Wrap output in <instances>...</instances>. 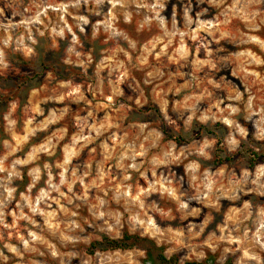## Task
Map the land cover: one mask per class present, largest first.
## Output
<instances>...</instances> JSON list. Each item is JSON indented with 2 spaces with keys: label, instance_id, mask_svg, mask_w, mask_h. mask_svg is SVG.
Listing matches in <instances>:
<instances>
[{
  "label": "clouds",
  "instance_id": "1",
  "mask_svg": "<svg viewBox=\"0 0 264 264\" xmlns=\"http://www.w3.org/2000/svg\"><path fill=\"white\" fill-rule=\"evenodd\" d=\"M0 264H264V0H0Z\"/></svg>",
  "mask_w": 264,
  "mask_h": 264
}]
</instances>
